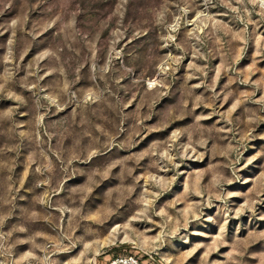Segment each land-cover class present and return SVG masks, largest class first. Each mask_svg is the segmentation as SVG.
Segmentation results:
<instances>
[{
	"label": "rangeland",
	"instance_id": "rangeland-1",
	"mask_svg": "<svg viewBox=\"0 0 264 264\" xmlns=\"http://www.w3.org/2000/svg\"><path fill=\"white\" fill-rule=\"evenodd\" d=\"M264 264V0H0V264Z\"/></svg>",
	"mask_w": 264,
	"mask_h": 264
},
{
	"label": "built area",
	"instance_id": "built-area-1",
	"mask_svg": "<svg viewBox=\"0 0 264 264\" xmlns=\"http://www.w3.org/2000/svg\"><path fill=\"white\" fill-rule=\"evenodd\" d=\"M107 264H145L143 257L135 253H119L110 257Z\"/></svg>",
	"mask_w": 264,
	"mask_h": 264
}]
</instances>
